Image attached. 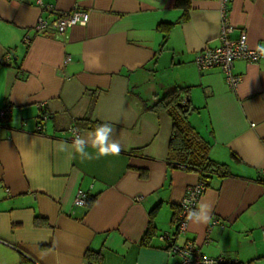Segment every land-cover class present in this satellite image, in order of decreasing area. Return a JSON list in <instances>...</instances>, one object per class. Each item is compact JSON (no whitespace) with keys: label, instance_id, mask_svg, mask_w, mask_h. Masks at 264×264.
<instances>
[{"label":"crops","instance_id":"0c3cea01","mask_svg":"<svg viewBox=\"0 0 264 264\" xmlns=\"http://www.w3.org/2000/svg\"><path fill=\"white\" fill-rule=\"evenodd\" d=\"M187 1L0 0V110L11 109L0 120V264H176L160 236L175 233L201 178L170 166L172 120L145 106L177 89L188 90L182 103L210 158L231 172L208 180L198 210L210 205V222L190 220L177 241L207 259L264 264V60L234 63L235 90L221 69L200 71L196 55L220 45L224 3ZM75 6L89 13L86 26L36 31ZM227 9L232 36L264 46V0ZM84 119L113 126L119 155L58 150L71 146L72 126L89 138ZM86 151L96 155L90 143Z\"/></svg>","mask_w":264,"mask_h":264},{"label":"built area","instance_id":"2783aa9c","mask_svg":"<svg viewBox=\"0 0 264 264\" xmlns=\"http://www.w3.org/2000/svg\"><path fill=\"white\" fill-rule=\"evenodd\" d=\"M224 7L221 10V30L219 34L220 45L217 47H205L195 58L196 65L200 71L219 68L226 75V81L230 89L235 90L242 81V78L235 76L232 73L234 63L237 60H246L249 62H259L264 60V51L260 49L264 46L251 47L248 41V34L241 32L238 37H233L235 27L231 24L228 15L227 5L230 0H222ZM87 17V23H85ZM90 15L87 12L80 10L77 6L71 11H67L55 17L54 19H39L35 25V29L39 34H48L56 32L63 36L66 31L76 25L86 26L89 23ZM29 43V39H26ZM70 59L68 58L67 62ZM11 113L10 108L0 110V120H4ZM47 116L40 115V122L45 121ZM41 125L39 130H41ZM78 129L74 126L70 128ZM80 134V132H79ZM73 140V138H72ZM207 190V184L199 181L197 184L189 186L186 191V196L180 204V212L176 225L175 233H165L160 236V240L166 245L172 256L178 257L179 261L176 264H227L232 263L227 257L217 259L205 258L194 241L187 240L185 244L178 243V236L185 235L187 232L188 219L190 210H198L199 202ZM142 200V199H140ZM187 201V203H185ZM82 202V203H81ZM75 204L80 207L87 206V194L83 190L77 192ZM236 263V262H235Z\"/></svg>","mask_w":264,"mask_h":264},{"label":"trees","instance_id":"16d2710c","mask_svg":"<svg viewBox=\"0 0 264 264\" xmlns=\"http://www.w3.org/2000/svg\"><path fill=\"white\" fill-rule=\"evenodd\" d=\"M181 5H188L187 0H178ZM169 31L170 27H163ZM188 95L187 89H177L166 95L160 102L154 106H145L146 110H163L172 120V135L169 143L168 162L171 167L195 172L200 175V181L207 184L213 176L226 178L231 176L229 168L225 164L213 161L209 156L210 146L198 134L189 121V105L184 108L178 106L183 102L182 97ZM189 99H187V102ZM188 109V112L185 110ZM102 124L89 119H84L78 123L80 129L94 131L97 125ZM178 217L174 216L173 222L177 224ZM153 230L150 228L142 238L141 244L146 246L152 238ZM241 264V263H227Z\"/></svg>","mask_w":264,"mask_h":264},{"label":"clouds","instance_id":"9594fccd","mask_svg":"<svg viewBox=\"0 0 264 264\" xmlns=\"http://www.w3.org/2000/svg\"><path fill=\"white\" fill-rule=\"evenodd\" d=\"M84 22L87 23V17H85ZM260 50L264 51V48ZM114 131L115 129L113 126L108 123L99 124L93 132L88 134L89 138L86 139L79 134L78 129H73V141L71 146H69L66 142H60L58 150L66 151L69 147H71L82 160H91L99 158L100 156L119 155L121 152V146L117 141L112 139ZM89 143L92 148L96 149L95 156L86 151V147ZM185 203H187V201H185ZM210 212V205L201 204L199 206V210L189 211L188 219L193 222L207 223L211 220Z\"/></svg>","mask_w":264,"mask_h":264},{"label":"water","instance_id":"95a60500","mask_svg":"<svg viewBox=\"0 0 264 264\" xmlns=\"http://www.w3.org/2000/svg\"><path fill=\"white\" fill-rule=\"evenodd\" d=\"M178 106L180 108H184L186 106V104L181 102V103L178 104ZM185 112H188V109H186Z\"/></svg>","mask_w":264,"mask_h":264}]
</instances>
